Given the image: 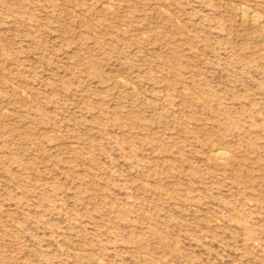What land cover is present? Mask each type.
<instances>
[{
	"label": "rangeland",
	"instance_id": "rangeland-1",
	"mask_svg": "<svg viewBox=\"0 0 264 264\" xmlns=\"http://www.w3.org/2000/svg\"><path fill=\"white\" fill-rule=\"evenodd\" d=\"M0 264H264V0H0Z\"/></svg>",
	"mask_w": 264,
	"mask_h": 264
},
{
	"label": "bare ground",
	"instance_id": "bare-ground-1",
	"mask_svg": "<svg viewBox=\"0 0 264 264\" xmlns=\"http://www.w3.org/2000/svg\"><path fill=\"white\" fill-rule=\"evenodd\" d=\"M251 12H253V11H251ZM246 13V12H245ZM248 13V12H247ZM255 20H257V19H255ZM253 21V20H252ZM254 22V21H253ZM223 152H220V154H222ZM220 156V155H219ZM220 157H223V156H220ZM224 158V157H223ZM222 159V158H221ZM225 160H227V159H225Z\"/></svg>",
	"mask_w": 264,
	"mask_h": 264
}]
</instances>
